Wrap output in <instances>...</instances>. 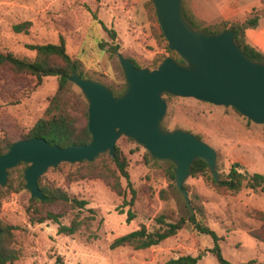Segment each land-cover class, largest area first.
<instances>
[{
  "label": "rangeland",
  "instance_id": "obj_1",
  "mask_svg": "<svg viewBox=\"0 0 264 264\" xmlns=\"http://www.w3.org/2000/svg\"><path fill=\"white\" fill-rule=\"evenodd\" d=\"M184 4L204 25L257 16L255 29L264 28V0H184ZM23 21H30L31 25L26 31L16 32L13 25ZM101 22L114 29L117 51L141 65L150 64L155 55L165 52V42L154 37L143 0H0V51L32 59L35 51L28 49L27 44L59 43L63 37L71 57L79 58L87 71L103 75L118 89L125 79L118 70L116 55L110 54L107 45L100 46L102 41H111ZM261 36L264 40L263 33ZM72 88L80 90L75 84ZM56 89L54 75L44 77L36 85L30 75L17 76L0 70V138L25 134L37 119L45 116L48 98ZM14 96L21 97L20 102L12 103ZM163 98L167 103L163 128L190 131L213 147L221 175L225 176L231 164L237 162L240 172L264 176V124L252 122L231 106L192 97L163 94ZM116 143L128 160L132 199L124 178L121 183L125 194L118 196L99 178L67 183L65 174L70 166L65 163L56 169L48 168L43 174L45 180L61 186L70 196L88 201L80 215L93 218L70 235L58 233V223L50 220L29 222L26 207L30 193L20 185L25 167L19 164L13 168L6 182L10 181L12 188L0 198V220L16 227L11 245L18 256L10 264H160L184 254L198 256L199 264H219L211 251L213 238L198 232L190 223L148 248H111L114 238L142 223L148 230L155 229V217L160 213H171L175 220L185 202L179 189L169 185L164 165L150 160L144 147L125 136ZM184 183L189 187V199L194 194L201 197L204 217L197 218L221 237L220 250L227 260L236 264L264 262V243L251 234L264 226L255 216L256 211L264 212V192L246 187L244 181L238 193L220 194L213 188L208 173L189 176ZM128 211L133 214L130 221L126 220ZM71 218L68 214L60 223L68 224Z\"/></svg>",
  "mask_w": 264,
  "mask_h": 264
},
{
  "label": "water",
  "instance_id": "obj_2",
  "mask_svg": "<svg viewBox=\"0 0 264 264\" xmlns=\"http://www.w3.org/2000/svg\"><path fill=\"white\" fill-rule=\"evenodd\" d=\"M151 1L168 48L183 61L168 55L155 68L137 67L118 52L125 79V88L118 95L100 81L72 74L69 80L88 103L91 140L66 147L42 137L14 141L0 154L1 186L7 182L9 169L25 163V189L31 197L44 199L38 180L48 168L62 162L91 161L104 152L114 155L117 140L125 136L153 158L174 163L175 184L190 205L183 184L192 163L203 159L218 180L217 153L190 131L163 128L167 109L163 94L231 106L252 122L264 124V63L243 52L233 30L208 33L192 27L183 17L182 0Z\"/></svg>",
  "mask_w": 264,
  "mask_h": 264
},
{
  "label": "trees",
  "instance_id": "obj_3",
  "mask_svg": "<svg viewBox=\"0 0 264 264\" xmlns=\"http://www.w3.org/2000/svg\"><path fill=\"white\" fill-rule=\"evenodd\" d=\"M143 6L148 20L151 23L154 37L165 42V52L155 55L151 63L147 65H141L130 56L126 54L123 55L131 59L137 67L147 66L155 68L162 59L168 55L182 62V58L167 46V41L159 26L152 1L143 0ZM182 12L183 17L192 27L201 29L205 32L219 33L227 29L233 30L235 41L243 52L252 60L264 63V52L253 45L248 40L245 33L246 28L257 27V16L247 17L243 21H234L232 23L222 21L218 24L204 25L203 22L185 6L184 0H182ZM30 25V21H23L13 25V29L16 32L26 31ZM101 26L111 38L109 42H100L101 48L107 45V50L110 54H114L118 58L117 50L119 49V45L114 42L116 38L114 29L107 27L102 22ZM26 46L28 49L35 51V56L32 59L17 56L12 52L0 51V70H5L9 74L17 76L30 75L36 79V85L40 84L44 77L54 75L57 77V89L55 93L48 98L45 116L37 119L25 134H19L16 138H10L7 135L0 138V154L6 152L14 141L32 137H42L50 143L57 144L61 147H66L71 144L88 143L91 140V134L87 127L88 103L80 90L75 91L72 88L74 83L69 80V77L76 73L82 78H91L100 81L108 86L115 95L120 94L124 90L125 82L117 89L114 82L107 81L103 75L87 71L79 58H73L67 53L63 37H60L59 43H31ZM118 70L124 80L119 60ZM165 95L173 96L169 93H165ZM20 100L21 97L14 96L11 102L18 103ZM162 123H164L163 120ZM128 139L133 140L131 138ZM146 155L150 160L160 162L164 165L169 185H172L177 190L174 163L168 160L155 159L148 151H146ZM62 163L70 166L68 172L65 174V181L67 183L81 179L99 178L102 179L116 195L123 196L126 188L122 185L121 178H124L127 181V187L132 193L131 199L134 196V190L131 188L129 172L127 170L128 160L117 143L115 145L114 155H110L109 152H104L91 161L82 160L77 163ZM20 164L24 167L27 165L25 163ZM58 166L59 165H57V167ZM238 167L239 164L237 162L232 163L226 175L223 176L218 172V180H215L212 174H210L211 172L208 169L207 163L203 159L198 158L191 165L190 176L194 177L208 173L213 188L220 194L238 193L243 187L244 181L246 187L264 192V176L262 174H244L238 170ZM12 170L13 168L8 170V175H10ZM216 170H218L217 165ZM20 177V185L23 187L25 184L23 172L20 174ZM38 186L44 199L29 197L26 213L30 223H42L50 220L58 223V233L70 235L78 231L82 226H87L89 220L93 218V215L81 218L80 213L88 204L86 199L70 196L61 186L55 184L53 181L45 180L44 175L39 177ZM183 186L186 190L189 189L186 183H184ZM11 188L12 184L10 181L5 187L0 185V198L4 196L6 192L10 191ZM163 192L164 191H161V193ZM162 198L165 199L166 196H162ZM189 204L190 205H187L186 202H183L175 220L171 219V213L158 214L155 217L158 226L153 230H148L145 224L142 223L138 228L114 238L110 244L111 248L118 246H131L134 249L148 248L175 235L187 223H190L198 232L208 234L213 238L214 245L211 251L219 264H236L230 262L222 255L219 246L221 237L197 218L198 216L204 217V207L201 197L194 194L191 199H189ZM87 210L92 213L94 211L92 208H88ZM68 214L72 215L70 222L68 224L60 223V219ZM255 216L264 222V212L256 211ZM132 218L133 214L128 211L126 220L130 221ZM14 228L16 227L0 220V264H10L17 259L18 255L16 249L11 245ZM251 234L264 243V226L261 231H253ZM198 258V256L184 254L175 258H169L160 264H199ZM237 264H264V262L260 263L255 260H249Z\"/></svg>",
  "mask_w": 264,
  "mask_h": 264
},
{
  "label": "crops",
  "instance_id": "obj_4",
  "mask_svg": "<svg viewBox=\"0 0 264 264\" xmlns=\"http://www.w3.org/2000/svg\"><path fill=\"white\" fill-rule=\"evenodd\" d=\"M248 40L264 52V40L261 38V33L264 34V28L261 30H256L255 28H246L245 30Z\"/></svg>",
  "mask_w": 264,
  "mask_h": 264
}]
</instances>
